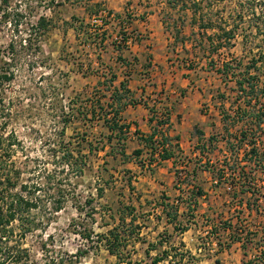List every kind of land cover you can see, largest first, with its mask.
Masks as SVG:
<instances>
[{
	"label": "rangeland",
	"instance_id": "374dc122",
	"mask_svg": "<svg viewBox=\"0 0 264 264\" xmlns=\"http://www.w3.org/2000/svg\"><path fill=\"white\" fill-rule=\"evenodd\" d=\"M165 1L124 0L120 12L111 11L107 0H7L6 6L1 8L4 12L3 16L6 17L4 21H0L1 51L6 50L11 40L28 38L30 32L28 24H34L39 16L49 20V29L38 39L39 50L35 51L33 45L29 51H25L15 67L13 80L0 88L2 97L0 134L3 137L8 135L12 143L11 149H8L6 142L2 144V154L5 158H7L6 154H9L11 160L15 162V167L21 170L20 182L27 186L35 184L41 187L35 195L43 197L46 206L50 207L52 202H56L62 195L65 197L63 209L52 215L47 227L22 239L23 248L28 251L31 264H47L46 259L50 257L57 260L62 258V264H73L75 258L72 257L78 250L85 253L75 264H117L116 259L110 256L102 245L89 243L83 240L79 233L74 232L91 230L93 234L105 233L108 228L105 224L111 225L113 222L108 218L111 213L117 222L118 211L127 203V185L120 180V172L126 166L120 164L119 158L113 160L112 157L118 156L117 150L121 145H124L127 153H131L138 148V141L131 138L134 131L129 130L126 141L121 140L118 143L113 140L109 144L104 136L107 132L101 125L102 121L97 118L91 121L89 117L84 119L81 116L79 120H75L71 116L73 114L75 117L78 109L81 110L82 107L85 108L94 104L95 100L101 99L99 97L105 94L104 86L108 85L107 81L115 71L119 69L126 71L122 75L126 85L127 81L137 77L138 72L131 66L130 61L128 67L121 66H125V63L112 65L109 62L111 56L115 57L111 44L117 32L122 30L132 41L135 33L131 26L128 27V23L141 16L149 18L150 15H155L152 20L158 18L162 22L164 15H171L172 18L177 19L184 16L183 14L188 16L192 14L191 6H187L184 12L181 11L179 2L173 9L165 5ZM185 1L190 3V0ZM199 1L201 10L197 12L196 18L198 21L203 20L199 22L201 26L209 23L210 19L216 21L218 27H236L238 30L237 37L231 42L230 50L223 47L214 55L215 68H220L222 63L229 59L240 60L245 65L249 58L258 52L264 54L262 34L264 13L259 15L258 21L252 22L247 14L239 18L231 12L236 0L232 2L225 0L224 9L208 6L209 0ZM101 11L108 12L113 17L106 18L105 26L95 29L90 25V17ZM73 22L77 30L71 27ZM185 22L186 27L178 37L174 29L170 25L167 28V24L163 22L158 33L148 31L147 28L138 32V39L144 40L143 45L140 46L143 49L141 52L143 58L139 59L140 65L145 69L136 68L139 72L142 70L145 77L135 83L149 88L157 86L161 90L160 99L154 103L156 108L152 107L159 116L164 107L171 102L175 101L180 106V103L184 104L182 113L187 112L189 116L179 115L178 122L174 121L172 129L176 130V125L178 126L180 122H183V135L187 133L186 126H192L194 122H197L194 127L200 129L199 115H203L208 122L207 131L209 132L212 121L215 126L211 132L213 131L218 137L224 125L218 104L224 105L225 109V97L220 98L225 95V80L214 73L213 69L211 71L208 69L206 54L209 43L201 36L203 29L198 30V23L190 26L188 19ZM106 26L107 28L104 29ZM257 30L260 33L256 35ZM251 32L255 34L254 39L251 40L249 37L250 43L243 46L241 34L245 36ZM100 38H106L102 46L99 45ZM132 45L133 42L126 46ZM121 47V49L126 48L124 45ZM16 49H20L18 45ZM100 60L103 66L100 65ZM28 62L32 65L28 66ZM262 66L264 67V63ZM108 67L113 68V71L108 72ZM101 73L105 79L101 77ZM130 74L133 75L132 79H129ZM98 77L103 79L100 80ZM191 88L203 92L199 94L197 91L194 94ZM171 91L174 93L172 94ZM143 98L141 97L140 101H137L138 97L134 100L142 105L148 102L151 104L149 96ZM62 108L64 109L61 111ZM120 116L124 122L125 117L123 118L121 114ZM63 118L69 119L63 137L64 145L74 156L77 152L85 156L86 165L81 176H76L74 172L65 176L64 173H59L60 165L56 164L58 162L56 156L62 154L58 146L60 140L58 122ZM89 148L92 150L91 154H88ZM184 164L185 162L181 161L176 169L181 177L184 174L180 170H183ZM156 166L154 164L152 168ZM128 167L138 178L137 180H143L144 176H148L147 173L141 174L134 165L130 164ZM113 169L116 171L114 172ZM111 175L113 178L108 179ZM58 179H62L63 183H57ZM179 183L181 184V181ZM97 188H103L101 197L97 195ZM223 193L227 200L225 189ZM86 199L93 201L90 206L85 205L83 211L78 213L74 206L75 201H78V205L82 207ZM214 206L215 209L221 208V205ZM91 208H95V213L89 217ZM32 212L36 217L39 216L38 218L45 215L39 208ZM200 225L203 229L209 224L204 221ZM49 235L51 241L48 240ZM44 242H46L45 248L42 247ZM131 250L135 252V256L132 254V264H146L141 250L136 254V248L128 246L125 253ZM227 264H233V260L228 259Z\"/></svg>",
	"mask_w": 264,
	"mask_h": 264
},
{
	"label": "trees",
	"instance_id": "16d2710c",
	"mask_svg": "<svg viewBox=\"0 0 264 264\" xmlns=\"http://www.w3.org/2000/svg\"><path fill=\"white\" fill-rule=\"evenodd\" d=\"M229 1L232 2L233 0ZM178 2L180 3L181 11L184 12L187 6H191L192 14L190 16L183 14L184 16H180L181 18L177 19L172 18L171 15L162 17L163 24H167V28L170 25L174 29L176 37L186 27V19L189 20L190 26L203 22V20L200 19L198 21V18H196L197 12L201 10L199 0H190L189 4L185 0H166L164 4L175 9ZM208 3V6L225 8V0H209ZM234 3L231 12L239 18L243 14H247L249 19L255 22L258 21L259 15L264 13V0H236ZM6 4L7 0H0V21L6 19L3 16L4 12L1 11V8L6 6ZM262 20L264 22V17ZM74 23L71 24V27L77 30ZM216 23V21L213 22L209 19V23L202 26L199 24L198 30L203 29L201 36L209 43L206 54L208 69L210 71L213 69L214 73L219 75L222 80H225V95L220 96L221 99L225 97V109L224 105L218 104L224 125L218 137L211 135L208 137L206 144L197 146L200 157L196 158L194 162L190 158L187 159V164L185 165L192 161L195 168L207 171L216 187L230 186L229 192L225 190L228 198V203L225 204V208H227L225 210V220H219L220 227L227 232L229 241H225V249H228L231 243L239 242L243 250V264H264V251L249 252L251 249L264 250V71L262 70L264 69L262 66L264 54H262L263 52H258L249 58L245 65L240 60L229 59V61H224L220 68H215L216 64L213 63L214 55L223 47L229 51L232 47L231 42L238 35L236 27L228 28L225 26L221 28L216 26ZM28 25L30 27L28 38L11 40L5 51L0 50V88L13 80L15 67L25 51H29L33 45L35 46V51L39 50L38 39L49 29V20L39 16L34 24L30 23ZM132 31L135 33V38L132 42L133 44L138 43L139 34L135 29H132ZM119 33L127 37L122 30ZM258 33L260 32L257 30L255 34L257 35ZM255 34L253 32L245 36L241 34L243 46L250 43L254 39ZM262 34L264 39V31ZM249 37L251 40H248ZM104 41H106V38H100L99 45L102 46ZM17 45L20 48L19 50L16 49ZM112 45L117 50H121L122 45L126 48L128 47L125 44H117L115 41H112ZM117 59L122 64H129V61L123 60L120 56ZM132 61V64L138 62L135 57ZM30 64L32 65L31 62H28V66ZM189 69L191 70V68ZM115 80L116 77L112 75L107 81L108 85L104 86L105 94L99 97L101 99L95 100L94 104L85 108L82 107L81 110L78 109L75 117L73 114L71 116L75 120H79V116H81L84 119L89 117L88 119L91 121L95 118L102 121L101 125L107 132L104 136L109 144L113 140L120 143L121 140L126 141L128 139L129 125L122 122L120 113L127 104L137 103L132 97L131 91L127 88L126 82H120L116 89V87H113ZM1 100L2 97L0 96ZM145 107L151 113L149 122L154 123L152 131L150 134L143 135L138 130H135L133 135L137 138L139 148L127 153L124 145L119 144L121 148L117 150L118 156L112 157L113 160L119 158V162L123 166L135 162L140 169H146L149 172L154 164L158 165L166 160H172L174 163L185 162V157L181 155L182 152L176 142L179 139L168 136L170 127L169 108L165 106L159 116L158 112L152 110V107L150 108L146 104ZM68 121L69 119L63 118L58 122L60 125L58 146L62 154L56 156L58 157L55 158L58 161L56 164L60 165L59 173H64L65 176L67 174L71 175V172H74L76 176H81L83 167L86 165L85 156L81 152H77V155L74 156L63 143ZM197 133L199 136L203 135L200 131H197ZM4 142L7 143L8 149H11L10 137L8 135L3 137L0 134V264H31L30 255L23 248L22 239L28 234L47 227L52 215L63 209L65 197L62 195L56 202H52L50 207L46 206L43 197L35 195L37 191H40V186L35 184L27 186L20 182L21 170L15 167V162L11 160L9 154H6L7 158L2 154V144ZM219 143H222V148L219 147ZM91 153L92 150L89 148L88 154ZM113 171L115 172L116 170L113 169ZM183 172H185V176L182 181L186 182L187 186H192L191 190L189 189L188 191L187 200L184 202L185 211L182 212V217L185 218L187 216V221H189L190 218H193V212L197 207V197L202 196L203 192L199 186L194 184L193 179L195 178L196 170L193 169L190 174L186 171ZM120 173V180L127 183L128 187H131V182L135 181L137 177L132 174L130 169L125 167ZM112 178L113 176L111 175L108 179ZM57 183L62 184L63 180L58 179ZM102 192L103 188H97L98 197H101ZM91 201L93 200L86 199L82 207L78 205V201H75L74 206L79 213L83 211L85 205L90 206ZM37 208L45 214L41 215V218H38L39 216L36 217L32 212ZM94 209H90L89 217L95 213ZM133 211L134 208L130 206L121 208L117 213V222H115L116 218L112 213L109 214L108 218L113 222L111 225L105 224L108 228L103 234H93L91 230L74 233H79V236L89 243L102 245L106 252L116 259L117 264H132V254L135 252L131 250L125 253V250L128 246L134 248L136 242H143L138 232L140 225L135 223L136 217L132 215ZM166 215L171 217L172 221L177 219L176 210L174 209L166 212ZM128 217L129 220L127 221ZM175 229L184 232L187 227L182 226ZM212 232H215L213 227ZM166 237L164 236L161 240H158V244L161 245L162 241L165 242L167 240ZM48 240H52L50 235ZM42 247H46V242L42 244ZM184 247L182 245L183 249H181L182 251L179 254L180 262L176 264H198L197 258ZM45 251L47 252V250ZM84 253L78 250L72 257L75 258L74 262H71L73 264L77 263ZM250 255L252 257L247 259ZM166 256L167 252H161L151 260L150 264H157L165 259ZM145 257H148L147 251L145 252ZM72 258L69 257L70 260ZM46 263L62 264L63 260L62 258L57 260L50 257L46 259Z\"/></svg>",
	"mask_w": 264,
	"mask_h": 264
},
{
	"label": "crops",
	"instance_id": "0c3cea01",
	"mask_svg": "<svg viewBox=\"0 0 264 264\" xmlns=\"http://www.w3.org/2000/svg\"><path fill=\"white\" fill-rule=\"evenodd\" d=\"M107 2L108 6H110L112 9L111 11L120 12L124 0H107ZM154 16L155 15H150L149 18L145 17L147 20L144 18V16H141V18L129 22L128 27L131 26V28L135 29L137 33L139 31H142L141 29L143 28H147L148 31H157L158 33V29L161 28L162 22H160L158 18H153L152 20V17ZM123 23L127 24V22ZM106 28L107 26L104 29ZM107 34L106 37H108ZM143 43L144 40L141 39L138 41V43H135L132 46H128V48L121 50H117L111 44V47L113 49L112 51L114 52L115 57L111 56L109 62H111L110 64L112 65H121L122 63L120 64L119 59H117L119 56L127 62L130 61L131 66H133L134 70L138 72V75L136 78L132 79L133 75L130 74L129 79L132 80L127 81V88L131 91L133 98L138 97L137 101H140L141 97L148 98L149 96L151 104H149L148 102L146 105L148 107L156 108V104L154 105V103H156L157 99H160L159 92L161 90L157 86L149 88L139 86V84L135 83V81L142 80L143 77H145L143 71L141 70L139 72V70H137L136 68L141 67L142 69H145L144 66L140 65L141 60L139 59L141 57L143 58V55L141 54L143 49L140 47L143 45ZM103 53L106 54V52ZM134 57L138 60V62L132 64V60ZM101 61L102 60H100V65L103 66V62L101 63ZM121 66L128 67V63L127 66ZM107 70L108 72L113 71V68L108 67ZM123 73H126V71L123 69H119L113 74L116 77V80L113 83V87H116V89L118 88L119 83L123 81ZM101 77H104L105 79V76H103L102 73ZM125 77L128 78V76ZM98 78L100 79V77ZM190 90L194 94H196L197 91L199 92V94L203 92L200 89L196 90L191 88ZM171 93L173 94L174 91H171ZM180 104L182 106V110H180L181 106L178 105L175 101L174 103L171 102L167 106L170 111V127L168 130V136L171 138L177 137L179 139L176 142L178 143L179 148L182 152L181 155H183L186 159L185 164H187V159L190 158V160L194 162L196 158L200 157L197 146L206 144L208 137L214 135L213 131L211 132V130L215 125L212 124V121L210 120V130L208 132V122H206L205 116L199 115L200 120H198V122H200V129H196L194 127L195 125H197V122H194L192 126H186L187 133L185 135L182 134L184 133L182 132L183 122H180L178 126L176 125V130L172 129L173 123L178 122L179 115L189 116L187 115V112H185V114L182 113L185 106H183V103ZM196 111L199 112V110ZM120 114L123 115V118L125 117L124 122L130 125L129 130H138L143 135L150 134V132L152 131V126L154 123L149 122L150 114L145 105H142L138 102L135 104H127ZM194 129L202 132L203 135L199 136L198 133H196L197 131H195ZM131 138L137 139L133 135V132ZM173 143H175V141H173ZM219 147L222 148V143H219ZM192 161L188 163V165H182L183 170H180L184 174L182 177L179 174L180 172L178 173V171L176 170L177 165L180 162L174 163L172 160L161 162L156 167L151 169L152 172H149L146 169H140V167L135 162H131L126 165L127 169H130L128 166L131 164L139 169L141 174H148V176H144L143 180H137L138 178H136L135 181H132L131 187L126 186V206L134 208L132 215L136 217L135 223L140 225V230L138 231L139 237H142L143 239L142 243L136 242L134 244V249L136 248V254L138 250H141L144 256V262L146 264H150L151 260L156 255L165 251L167 252L166 258L162 261H159L157 264H176L180 262L179 254L182 251L181 249H183L182 245H184V249L189 250L191 254L195 258H197L198 264H227L228 259L233 260V264H243V250L241 248V243L233 242L230 244V247L228 249H225V241L229 242L227 239V232H225V229L220 227L219 223L220 219L225 220V204L228 203V198L227 200H225V194L223 193L224 187H216L211 180L210 174L207 171L198 170V168H195ZM193 169L196 170L195 178L193 179L194 184L202 189L203 195L197 197V207L193 212V218H190L189 221H187V216L183 218L182 212L185 211L184 202L187 200L188 191L189 189L191 190L192 186H187L186 182L182 181L185 176V172L183 171H186L190 174ZM179 181H181V184L179 183ZM214 205H221V208L215 209ZM171 209L176 210L177 219L175 221H172L171 217L166 215V212ZM128 220L129 217L127 221ZM204 221L208 222V224L215 229V232H213V245H215L214 253H211L210 248L204 246L202 247L203 237L200 233V224H202ZM182 226H186L187 230L181 232L180 230L177 231L175 229ZM164 236H167V240L165 242L162 241L161 245L158 244V240H161V238ZM138 245L140 248L138 247ZM199 249H202L201 253H199ZM146 251L148 252V257H145ZM261 251L264 250L251 249L249 252L257 253ZM176 255L177 257H175ZM251 257L252 256L250 255L247 259H250Z\"/></svg>",
	"mask_w": 264,
	"mask_h": 264
},
{
	"label": "built area",
	"instance_id": "2783aa9c",
	"mask_svg": "<svg viewBox=\"0 0 264 264\" xmlns=\"http://www.w3.org/2000/svg\"><path fill=\"white\" fill-rule=\"evenodd\" d=\"M113 17L112 15H109L108 12L101 11L97 15H93L90 17V25L93 26L95 29L97 27H103L105 26V19L106 18H111ZM113 41H115L117 44H125V45H130L131 44V39L128 37H125L121 33L117 32L113 36ZM224 189L229 192L230 186L227 185L226 187L224 186ZM201 236L203 237L202 239V247H208L210 248L211 253H214V248L215 245H213V232H212V227L210 225H207L203 229H200ZM211 246V247H210ZM202 249H199V253H201Z\"/></svg>",
	"mask_w": 264,
	"mask_h": 264
}]
</instances>
